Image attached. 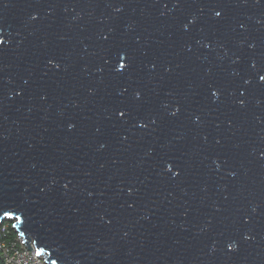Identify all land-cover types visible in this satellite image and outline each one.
Wrapping results in <instances>:
<instances>
[{
	"label": "water",
	"instance_id": "water-1",
	"mask_svg": "<svg viewBox=\"0 0 264 264\" xmlns=\"http://www.w3.org/2000/svg\"><path fill=\"white\" fill-rule=\"evenodd\" d=\"M262 77L264 0H0V224L51 264H264Z\"/></svg>",
	"mask_w": 264,
	"mask_h": 264
},
{
	"label": "built area",
	"instance_id": "built-area-1",
	"mask_svg": "<svg viewBox=\"0 0 264 264\" xmlns=\"http://www.w3.org/2000/svg\"><path fill=\"white\" fill-rule=\"evenodd\" d=\"M13 222L5 221L0 224V254L5 264H51L40 256L31 243L32 250L28 249L22 238L12 232Z\"/></svg>",
	"mask_w": 264,
	"mask_h": 264
},
{
	"label": "trees",
	"instance_id": "trees-1",
	"mask_svg": "<svg viewBox=\"0 0 264 264\" xmlns=\"http://www.w3.org/2000/svg\"><path fill=\"white\" fill-rule=\"evenodd\" d=\"M12 232H13V234H16L14 229H12ZM0 264H5L1 254H0Z\"/></svg>",
	"mask_w": 264,
	"mask_h": 264
},
{
	"label": "snow or ice",
	"instance_id": "snow-or-ice-1",
	"mask_svg": "<svg viewBox=\"0 0 264 264\" xmlns=\"http://www.w3.org/2000/svg\"><path fill=\"white\" fill-rule=\"evenodd\" d=\"M262 79H264V77H262ZM121 115H123V113H121Z\"/></svg>",
	"mask_w": 264,
	"mask_h": 264
}]
</instances>
